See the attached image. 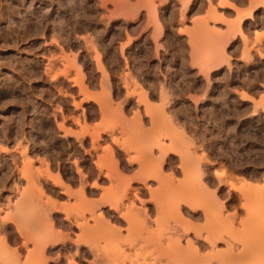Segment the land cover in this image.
I'll use <instances>...</instances> for the list:
<instances>
[{
    "label": "rangeland",
    "instance_id": "374dc122",
    "mask_svg": "<svg viewBox=\"0 0 264 264\" xmlns=\"http://www.w3.org/2000/svg\"><path fill=\"white\" fill-rule=\"evenodd\" d=\"M263 191L264 0H0V264H264Z\"/></svg>",
    "mask_w": 264,
    "mask_h": 264
},
{
    "label": "bare ground",
    "instance_id": "6f19581e",
    "mask_svg": "<svg viewBox=\"0 0 264 264\" xmlns=\"http://www.w3.org/2000/svg\"><path fill=\"white\" fill-rule=\"evenodd\" d=\"M134 7H135V6H134ZM244 37H245V36H244ZM245 38H246V37H245ZM246 39H247V38H246ZM97 59H98V58H97ZM19 64H20V63H19ZM244 98H245V99H248V96H244ZM165 124H166V123H165ZM61 127H62V126H61ZM62 128H63V127H62ZM36 132H37V131H36ZM68 132H69V131H68ZM183 136H184V135H183ZM186 137H188V136H186ZM184 138H185V137H184ZM186 139H187V138H186ZM188 142H189V141H188ZM191 143H192V142H191ZM165 148H166V147H164V150H163V151H164L165 153H167L169 150H168L167 148H166V149H165ZM167 150H168V151H167ZM4 151L7 153V150H4ZM171 151H172V150H171ZM164 152H163V153H164ZM202 158H203V157H202ZM161 160H162V159H161ZM206 160H207V158H206ZM198 161H199V160H198ZM209 161H210V160H209ZM209 161H208V162H209ZM193 162H194V161H193ZM193 162H192V163H193ZM29 163H31V162H29ZM195 164H196V161H195ZM197 165H198V164H197ZM158 166H159V165H158ZM95 167H96V166H95ZM197 167H198V166H197ZM195 170H196V169H195ZM24 172H25V171H24ZM99 172H100V171H99ZM197 173H198V174L200 173V171H198V169H197ZM197 173H196V174H197ZM221 173H222V172H221ZM224 173H225V172H224ZM224 173L221 174V175H220V173H219L217 178H219V179H220V177H221V178H224V177H225V174H224ZM78 174H80V176H82V178H83V175H82V173H81L80 171H78ZM202 174H203V173H202ZM37 175H38V173H37ZM39 175H40V176H45V178H46V177H47V178H50V179L53 178V177L51 176V174L48 172V170H47V172H46L45 175H43L42 173H39ZM172 175H173V174H172ZM200 175H201V174H200ZM25 176H26V174H25ZM28 176H29V175H28ZM57 176H59V175H57ZM57 176H56L55 178H57ZM202 176H203V175H202ZM216 176H217V174H216ZM219 176H220V177H219ZM26 177H27V176H26ZM26 177H25V178H26ZM106 177H107V176H106ZM200 177H201V176H200ZM226 177H227V176H226ZM226 177H225V180L228 179V178H226ZM25 178H24V179H25ZM38 178H39V176H38ZM38 178H37V179H38ZM201 178H202V177H201ZM201 178H200V179H201ZM34 179H35V178H34ZM119 179H120V177H119ZM136 179H137V178H136ZM197 179H199V177H197L196 180H197ZM200 179H199V180H200ZM32 180H33V179H32ZM51 180H52V179H51ZM81 180H82V179H81ZM138 180H139V179H138ZM163 180H164V179H163ZM220 180H221V179H220ZM222 180H223V179H222ZM53 181H54V182H53V183H54V186H57V187H63L64 190H65V193H67V194L70 193V187L65 186L66 184L64 185L63 182H62L59 178H57V180H54V179H53ZM109 181H110V179H109ZM140 181H141V180H140ZM157 181H158V180H157ZM201 181H202V183L204 182V180H202V179H201ZM31 182H32L31 185L35 184L34 181H31ZM220 182H222V181H220ZM36 183H37V182H36ZM78 183H79V182H78ZM110 183H111V182H110ZM123 183H124V182H123ZM144 183H145V182H144ZM196 183H197V182H196ZM204 183H205V182H204ZM223 184H225V182H224ZM37 185L39 186V184H37ZM37 185H36V186H37ZM96 185H97V184H96ZM198 185H200V184H198ZM201 185H202L201 188H203L202 190H203V191H204V189L206 190V184H204L205 186H204L203 184H201ZM124 186H125V185H124ZM127 186H128V185H126V187H127ZM126 187H125V188H126ZM243 187H245V189H246V188L250 187V185L248 184V186L245 185V186H243ZM243 187H242V189L240 188L242 191L244 190ZM92 188H93V187H92ZM96 188H97V187H96ZM199 188H200V187H199ZM257 188H258V187H257ZM262 188H263V187H262ZM262 188L260 187L259 189H260V190H263ZM33 189H35V188H33ZM94 189H95V188H94ZM123 189H124V188H123ZM253 190H254V189H253ZM257 190H258V189H257ZM94 191H95V190H94ZM123 191H124V190H123ZM130 191H131V188L129 187V188L124 192V194H123V199H127V198H129V197H128L129 194H132V193H130ZM136 191H137V190H136ZM169 191H170V190H169ZM40 192H41V191H40ZM132 192H133V191H132ZM167 192H168V191H167ZM260 192H261V191H260ZM263 192H264V191H263ZM41 193H42V192H41ZM168 193H169V192H168ZM211 193H212V192H211ZM42 194H43V193H42ZM74 194H75V193H74ZM115 194H116V193H115ZM38 195H39V194H38ZM69 195H71V193H70ZM80 195H81V194H80ZM82 195H83V194H82ZM92 195H93V194H92ZM113 195H114V194H113ZM176 195H180V196H177V197H179V200H180V201H179L178 199L175 198L176 200H178V203H179V204H180V203H182V204H184V205L186 204V206H189V208L192 206V205H190L191 202H190L189 199H187L186 197L182 196L180 193H178V194H176ZM67 196H68V195H67ZM213 196H215V195L213 194ZM69 197H70V196H69ZM84 197H85V195H83L82 199H83ZM174 197H175V196H174ZM207 197H208V195H207ZM263 197H264V196H263ZM119 199H120V198H118V200H119ZM172 199H173V198H172ZM213 199H214V198H213ZM176 200H175V201H176ZM140 201H141V200H140ZM171 201H172V200H171ZM175 201H172V203H174V204H171V205L173 206L174 209L172 208L171 210H176L177 208H175V207H178V206H179V205H177V204H178L177 201H176V202H175ZM118 202H120V201H118ZM132 202H133V201H132ZM156 202H157V201H156ZM211 202H212V201H211ZM214 202H215V203H218V201H216V200H214ZM262 202L264 203V201H262ZM31 203H32V202H31ZM31 203H29V204H31ZM128 203H129V202H128ZM128 203H127V204H128ZM130 203H131V202H130ZM260 203H261V201H260ZM263 203H262V204H263ZM110 204H111V203H110ZM116 204H117V203H116ZM175 204H176V206H175ZM182 204H181V205H182ZM220 204H221V203H220ZM220 204H219V206H222V204H221V205H220ZM262 204H261V205H262ZM93 205H94V203H93ZM117 205H118V204H117ZM215 205H218V204H215ZM261 205H260V206H261ZM33 206H34V205H33ZM37 206H38V205H37ZM91 206H92V205H91ZM95 206H96V205H95ZM101 206H102V205H101ZM118 206H120V205H118ZM124 206H125V205H124ZM92 207H93V206H92ZM109 207H110V206H109ZM109 207H108V208H109ZM209 207H210V206H209ZM214 207H215V206H214ZM214 207H213V208H214ZM217 207H218V206H216L215 208H217ZM56 208H57V207H56ZM90 208H91V207H90ZM93 208H94V207H93ZM93 208H92V210H93ZM191 208H192V207H191ZM213 208H212V209H213ZM218 208H219V207H218ZM222 208H223V207H220L221 210H222ZM261 208L264 209V204H263V206H261ZM78 209H79V208H78ZM95 209H96V208H95ZM209 209H210V208H209ZM220 209H219L218 211H220ZM89 210H90V213L93 214V212H91L92 210H91V209H89ZM108 210H109V212L104 213V215L106 214V215L109 216L110 214H112V212H110V211H113V213H115V214L117 213L116 215H118V214H119L120 216L122 215V214H120L119 207H116V206H115V207H111V209H108ZM180 210H181V208H180ZM180 210H179V211H180ZM66 211H67V210H66ZM83 211H84V210H83ZM129 211H130V210H129ZM190 211H191V210H190ZM200 211H201V210H200ZM216 211H217V210H216ZM216 211H213V213H214V217H213V218H218V217H215V216H218L217 213L220 214V212H218V211L216 212ZM258 211H259V210H258ZM263 211H264V210H263ZM70 212H71V211H70ZM86 212H89V211L87 210ZM172 212H173V211H172ZM176 212H178V210H176ZM180 212H181V211H180ZM180 212H179V213H180ZM261 212H262V211H261ZM60 213H61V212H60ZM74 213H75V212H74ZM144 213H145V212H144ZM173 213L175 214V212H173ZM72 214H73V213H72ZM75 214H76V213H75ZM79 214H80V213H79ZM221 214H222V213H221ZM89 215H90V214H89ZM116 215H115V216H116ZM175 215H177V213H176ZM180 215H181V214H180ZM202 215H203V214H202ZM262 215H263V216H262L263 218H262V217H261V218H262L263 221H262L261 219H260V220H261L262 223H264V214H262ZM76 216H77V218H76L75 216L71 218L69 214H67V215L65 216V217H66V221H68L67 223H69V224H68V225H69V226H68V229H71V228H72V223H73V222H72V219H73V218L75 219V220L73 219V221H75V222L77 221L78 223L80 222V221H79V218L83 219V218L81 217V216H82L81 214H80V215L77 214ZM90 216H92V215H90ZM112 216H113V215H112ZM115 216H114V219H115ZM139 216H140V215H139ZM145 216H146V215H145ZM177 216H178V215H177ZM181 216H182V215H181ZM103 217H105V216H103ZM117 217H118V216H117ZM122 217H124V216L122 215V216L120 217V219H121ZM136 217H137V216H136ZM173 217H174V216H173ZM179 217H180V216H179ZM99 218H100V217H99ZM109 218H110V216H109ZM181 218H182V217H181ZM183 218H184V217H183ZM220 218H221V215H220ZM259 218H260V217H259ZM81 219H80V220H81ZM127 219H128V218H127ZM218 219H219V218H218ZM221 219H222V218H221ZM221 219H220L219 221H221ZM225 219H226V221H227V218H225ZM225 219H224V221H225ZM256 219H257V218H256ZM46 220H47V219H46ZM98 220H99V219H98ZM101 220H102V219H101ZM103 220L105 221V219H103ZM130 220H131V219H130ZM222 220H223V219H222ZM260 220H259V221H260ZM226 221H225V222H226ZM47 222H48V221H47ZM50 222H51V221H50ZM71 222H72V223H71ZM118 222H119V221H118ZM221 222H223V221H221ZM221 222H220V223H221ZM100 223H101V222H100ZM131 223H132V222H131ZM147 223H148V222H147ZM75 224H76V223H75ZM80 224H81V223H79L78 226H80ZM84 224H85V222H84ZM97 224H98V223H97ZM128 224H129V223H128ZM157 224H158V223H157ZM187 224H188V223H187ZM65 225H66V224H65ZM231 225H232V224H231ZM97 226H98V225H97ZM109 226H110V225H109ZM223 226H224V225H223ZM73 227H74V226H73ZM157 227H158V225H157ZM189 227H190V226H189ZM75 228H77V227H75ZM81 228H82V226H81ZM133 228H134V227H133ZM136 228H137V227H136ZM145 228H146V227H145ZM160 228H161V227H160ZM117 229H118V228H117ZM186 229H187V230H185V228H183V230L185 231V232H184V231H183V232H184L185 234L188 232V228H186ZM244 229H245V228H244ZM83 230H84V229H83ZM106 230H107V229H106ZM162 230H163V229H162ZM170 230H172V229H170ZM176 230H178V229H176ZM179 230H180V229H179ZM189 230L191 231L192 229L189 228ZM50 231H51V230H50ZM52 231H53V230H52ZM135 232H136V231H135ZM166 232H167V231H166ZM194 232H195V231H194ZM215 232H216V231H215ZM82 233H83V232H82ZM104 233H105V232H104ZM110 233H111V232H110ZM174 233H176V232H174ZM112 234L114 235L115 233H112ZM85 235H86V234H85ZM92 235H93V234H92ZM104 235H106V234H104ZM158 235H159V234H158ZM173 235H174V234H173ZM175 235H176V234H175ZM178 235H179V234H178ZM255 235H256V234H255ZM99 236H100V235H99ZM111 236H112L111 234H110V236H109V234H108V237H109V238H111ZM114 236H115V235H114ZM138 236H139V235H138ZM257 236H258V234H257ZM81 237H82V236H81ZM85 237H86V236H85ZM108 237H107V238H108ZM197 237H198V236H197ZM69 238H70V237H69ZM144 238H145V237H144ZM199 238H201V237H199ZM204 238H205V237H204ZM2 239H3V238H2ZM112 239H113V241H117V240H116L117 237H113ZM175 239H176V238H175ZM177 239H179V238H177ZM209 239H210V238H209ZM214 239H215V238H214ZM78 240H79V239H78ZM105 240H106V239H105ZM204 240H205V239H204ZM216 240H217V239H216ZM189 241H190V239H189ZM206 241L208 242V238L206 239ZM222 241H223V240H222ZM0 242H3V241H0ZM118 242H120V241H118ZM168 242H169V241H168ZM202 242H203V241H202ZM70 243H71V242H70ZM196 243H197V242H196ZM208 243H210V242H208ZM1 244H3V243H1ZM153 244H154V242H153ZM163 244H164V243H163ZM176 244H178L177 248H180V247H179L180 244H179V243H176ZM188 244H191V243H188ZM201 244H202V243H201ZM203 244H204V243H203ZM210 244H212V243H210ZM3 245L5 246L6 244H3ZM174 245H175V244H174ZM230 245H231V244H230ZM4 246H3V247H4ZM168 246H169V245H168ZM205 246H206V245H205ZM76 248H77V247H76ZM156 248H157V247H156ZM175 248H176V247H174V250H175V252H176V249H175ZM167 250H168V249H167ZM179 250H181V249H177V251H179ZM165 251H166V250H165ZM175 252H174V253H175ZM197 252H198V251H197ZM197 252H196V253H197ZM167 254H168V255H167ZM169 254H170V253L165 252V255H166V256H165L164 258H167L165 262H166L167 264H170L171 262H174V264L177 263L176 261H177L178 258L175 259V256H173L172 254H170L171 256H169ZM163 255H164V254H163ZM163 255H162V256H163ZM174 255H175V254H174ZM177 255H178V254H177ZM192 256H193V255H192ZM142 257H143V256H142ZM190 257H191V256H190ZM151 258H152V257H151ZM153 258H154V257H153ZM153 258H152V259H153ZM224 258H225V257H224ZM183 259H184V258H183ZM168 260H169V261H168ZM201 260H202V259H201ZM156 261H157V260H156ZM162 261H163V260H162ZM170 261H171V262H170ZM135 262H136V261H135ZM194 262H196V261H194ZM219 262H220V261H219ZM166 263H165V264H166ZM72 264H74V263H72ZM171 264H172V263H171ZM219 264H220V263H219ZM224 264H225V263H224Z\"/></svg>",
    "mask_w": 264,
    "mask_h": 264
}]
</instances>
